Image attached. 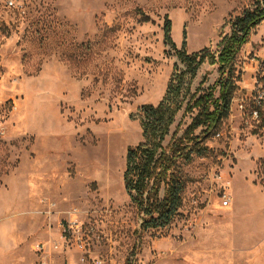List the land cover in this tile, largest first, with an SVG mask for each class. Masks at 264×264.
Listing matches in <instances>:
<instances>
[{
  "label": "rangeland",
  "instance_id": "rangeland-1",
  "mask_svg": "<svg viewBox=\"0 0 264 264\" xmlns=\"http://www.w3.org/2000/svg\"><path fill=\"white\" fill-rule=\"evenodd\" d=\"M257 1L0 0V264H264V20L236 55L238 88L205 154L177 160L172 222L141 231L123 184L138 108L184 68L165 20L177 47L216 52ZM218 77L205 60L184 83L164 144Z\"/></svg>",
  "mask_w": 264,
  "mask_h": 264
},
{
  "label": "trees",
  "instance_id": "trees-1",
  "mask_svg": "<svg viewBox=\"0 0 264 264\" xmlns=\"http://www.w3.org/2000/svg\"><path fill=\"white\" fill-rule=\"evenodd\" d=\"M264 20V0L234 16L231 31L223 36L216 52L204 48L198 52L185 51V40L177 47L170 36L171 22L165 20L164 43L175 50L184 68L174 65L161 100L156 105L138 108L143 141L128 147L123 171L124 189L140 217L139 229L162 228L172 222L182 204L184 182L176 168L177 160L203 156L207 147L204 134L215 127L230 111L231 100L238 88L240 73L234 61L241 46L248 41L252 29ZM207 60L218 63L219 77L205 89H197L185 103L184 114L196 113L180 135L175 130L164 144L169 127L188 93L189 84L198 66ZM187 78V79H186ZM184 90V93H183ZM203 127L202 134H195ZM126 264H132L129 259Z\"/></svg>",
  "mask_w": 264,
  "mask_h": 264
},
{
  "label": "built area",
  "instance_id": "built-area-1",
  "mask_svg": "<svg viewBox=\"0 0 264 264\" xmlns=\"http://www.w3.org/2000/svg\"><path fill=\"white\" fill-rule=\"evenodd\" d=\"M223 197H224L225 199H223L222 204H223V205H227V204H228V200H227L226 195L224 194Z\"/></svg>",
  "mask_w": 264,
  "mask_h": 264
},
{
  "label": "crops",
  "instance_id": "crops-1",
  "mask_svg": "<svg viewBox=\"0 0 264 264\" xmlns=\"http://www.w3.org/2000/svg\"><path fill=\"white\" fill-rule=\"evenodd\" d=\"M227 206V205H226Z\"/></svg>",
  "mask_w": 264,
  "mask_h": 264
}]
</instances>
